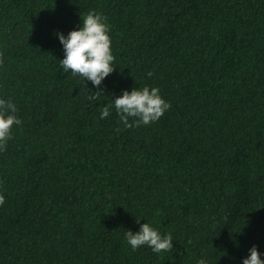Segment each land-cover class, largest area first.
I'll use <instances>...</instances> for the list:
<instances>
[{
	"label": "trees",
	"instance_id": "16d2710c",
	"mask_svg": "<svg viewBox=\"0 0 264 264\" xmlns=\"http://www.w3.org/2000/svg\"><path fill=\"white\" fill-rule=\"evenodd\" d=\"M89 11L114 56L98 89L64 72L54 35ZM144 86L170 105L159 119H100ZM0 98L21 120L0 150V264L264 254V0H0ZM146 220L170 250L131 249L125 232Z\"/></svg>",
	"mask_w": 264,
	"mask_h": 264
},
{
	"label": "clouds",
	"instance_id": "9594fccd",
	"mask_svg": "<svg viewBox=\"0 0 264 264\" xmlns=\"http://www.w3.org/2000/svg\"><path fill=\"white\" fill-rule=\"evenodd\" d=\"M63 46L64 55L60 65L64 72L71 71L73 75H80L83 79L91 81L97 89L101 81L114 70V56L111 51V38L109 26L105 18L98 12L89 11L82 17L79 27L64 34L55 31ZM148 76L152 73L148 72ZM101 95L99 91L92 92L89 99ZM170 107L162 98L158 87H133L131 90L123 89L121 94L111 99L100 111V119L109 116L114 108L121 123L125 127L139 124H149L159 119ZM16 105L10 100L0 98V150H3L11 138V128L20 125L21 120L15 115ZM135 118L129 122V118ZM3 203V196H0ZM139 223L140 218L136 219ZM125 238L132 250L147 245L153 252L168 251L173 247V237L170 233H161L149 222L140 224L139 230H127ZM256 245L248 249V255L241 259V264H264V258ZM196 264H209L205 256H201Z\"/></svg>",
	"mask_w": 264,
	"mask_h": 264
}]
</instances>
